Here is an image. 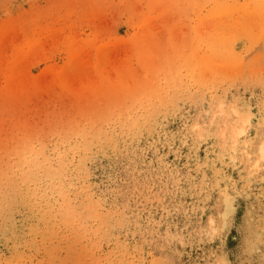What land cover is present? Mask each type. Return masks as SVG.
<instances>
[{"label":"clouds","instance_id":"clouds-1","mask_svg":"<svg viewBox=\"0 0 264 264\" xmlns=\"http://www.w3.org/2000/svg\"><path fill=\"white\" fill-rule=\"evenodd\" d=\"M20 6L126 62L71 108L0 90V264H264V0Z\"/></svg>","mask_w":264,"mask_h":264},{"label":"rangeland","instance_id":"rangeland-1","mask_svg":"<svg viewBox=\"0 0 264 264\" xmlns=\"http://www.w3.org/2000/svg\"><path fill=\"white\" fill-rule=\"evenodd\" d=\"M22 0H0V90L21 102L33 105V113L49 106L71 108L82 98L98 72L116 79L125 60L124 43L120 38L96 39L61 23L40 24L31 20V11L21 7ZM5 13H9L7 17ZM162 36L180 42L183 32L175 23L161 16L149 20ZM166 28L165 32L163 29ZM107 59L106 68L96 67L97 61ZM58 86L72 94L46 101Z\"/></svg>","mask_w":264,"mask_h":264}]
</instances>
